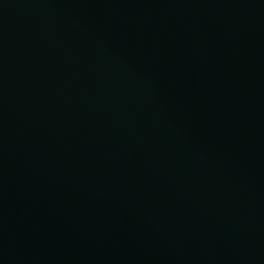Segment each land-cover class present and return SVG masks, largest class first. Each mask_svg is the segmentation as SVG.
I'll return each mask as SVG.
<instances>
[{
    "label": "water",
    "instance_id": "95a60500",
    "mask_svg": "<svg viewBox=\"0 0 264 264\" xmlns=\"http://www.w3.org/2000/svg\"><path fill=\"white\" fill-rule=\"evenodd\" d=\"M0 264H264V0H0Z\"/></svg>",
    "mask_w": 264,
    "mask_h": 264
}]
</instances>
